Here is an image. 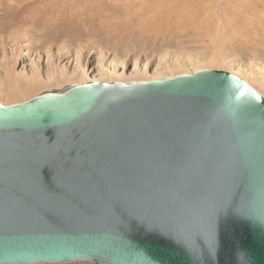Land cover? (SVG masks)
<instances>
[{"label": "water", "instance_id": "obj_1", "mask_svg": "<svg viewBox=\"0 0 264 264\" xmlns=\"http://www.w3.org/2000/svg\"><path fill=\"white\" fill-rule=\"evenodd\" d=\"M264 264V98L201 70L0 105V264Z\"/></svg>", "mask_w": 264, "mask_h": 264}, {"label": "rangeland", "instance_id": "obj_2", "mask_svg": "<svg viewBox=\"0 0 264 264\" xmlns=\"http://www.w3.org/2000/svg\"><path fill=\"white\" fill-rule=\"evenodd\" d=\"M17 1L6 0L9 4L32 0ZM48 1L33 0L32 9L26 8L25 16L40 8L38 28L27 23L0 33V105L21 104L74 84L158 81L197 70L234 72L264 98V0ZM54 5L62 11L53 10ZM83 18L87 23L82 26L77 21ZM8 72L16 77L37 75L44 84L10 96V84L5 82ZM57 73L63 78L54 82Z\"/></svg>", "mask_w": 264, "mask_h": 264}, {"label": "bare ground", "instance_id": "obj_3", "mask_svg": "<svg viewBox=\"0 0 264 264\" xmlns=\"http://www.w3.org/2000/svg\"><path fill=\"white\" fill-rule=\"evenodd\" d=\"M15 1V0H14ZM19 1V0H18ZM17 1V2H18ZM28 1V0H27ZM33 1V0H32ZM30 2V3H16V4H13L12 2V4H9V3H7L6 2V0H0V33H4L8 28H10V27H18V25H23V24H27V23H29V25H30V23H33V25H36V23H37V21H38V19L39 18H41L42 16L40 15V11H39V9L40 8H38L37 6V10H36V13L34 12V15H33V13H32V16L30 15V16H25V13H26V8H28L29 10L30 9H32V8H30L29 6L30 5H33L34 4V2ZM48 1V0H47ZM56 1V0H55ZM191 1H194V2H198V1H200V0H191ZM203 1V0H202ZM212 1H214V0H212ZM216 1V0H215ZM214 1V2H215ZM223 1V0H222ZM226 1V0H225ZM49 2V1H48ZM234 2V1H233ZM237 2H238V0H237ZM244 2V1H243ZM199 3V2H198ZM227 3V2H226ZM239 3H240V1H239ZM264 3V2H263ZM52 4V3H51ZM62 4V3H61ZM71 4V3H70ZM194 4V3H193ZM213 4V3H212ZM215 4H216V2H215ZM230 4V3H229ZM228 4V5H229ZM48 5H50V4H48ZM48 5H46V7L48 6ZM58 5V4H57ZM57 5H54L53 7H52V9L54 8V9H58V11H62L59 7H57ZM45 6V5H44ZM52 6V5H51ZM217 6V5H216ZM216 6H215V9H216ZM46 7H42L41 8V11L42 10H44V9H46ZM50 7V6H49ZM57 7V8H56ZM212 7V6H211ZM220 7H222L221 5H220ZM219 7V8H220ZM246 7V6H245ZM255 7V6H254ZM253 7V8H254ZM73 8V7H72ZM207 8V7H206ZM208 8H210V7H208ZM244 8V7H243ZM248 8V7H247ZM252 8V7H251ZM53 9V10H54ZM63 9V8H62ZM65 9V8H64ZM71 9V8H70ZM192 9H194V8H192ZM214 9V10H215ZM236 9H238V7L236 8ZM35 10V9H34ZM34 10H32V11H34ZM82 10V9H81ZM205 10V9H204ZM242 10V9H241ZM249 10V9H248ZM37 11H39V12H37ZM45 11V10H44ZM43 11V12H44ZM48 11H49V9H48ZM57 11V12H58ZM193 11V10H192ZM207 11V10H206ZM205 11V12H206ZM233 11V10H232ZM232 11H231V13L230 14H232ZM246 11H247V9H246ZM55 12V11H54ZM80 12V11H79ZM204 12V11H203ZM213 12V11H212ZM214 12H216V11H214ZM235 12H236V10H235ZM239 11H237V13H238ZM249 12H250V10H249ZM30 13V12H29ZM64 13V12H63ZM94 13V12H93ZM209 13H210V11H209ZM251 13V12H250ZM59 14V13H58ZM233 14H235V16H236V13H233ZM57 15V14H56ZM65 15V14H64ZM63 15V16H64ZM204 15H205V13H204ZM207 15V14H206ZM240 15V14H239ZM41 16V17H40ZM58 16V15H57ZM80 16V15H79ZM190 16H192V15H190ZM189 16V17H190ZM214 16H215V13H214ZM241 16V15H240ZM242 16H243V14H242ZM254 16V15H253ZM78 17V16H77ZM209 17V16H208ZM211 17H212V15H211ZM64 18V17H63ZM230 18V17H229ZM237 18V17H236ZM76 19V18H75ZM84 19V18H83ZM199 19V18H198ZM204 19V17L202 16V19L201 20H203ZM243 19V18H242ZM251 19V18H250ZM254 19V18H253ZM252 19V20H253ZM257 19V18H256ZM69 20V19H68ZM107 20V19H106ZM237 20H238V18H237ZM245 20V19H244ZM262 20H264V19H262ZM75 21V20H74ZM74 21H73V23H74ZM87 20H79V21H77V23L79 24V25H85L87 22H86ZM183 21V20H182ZM207 21V20H206ZM205 21V22H206ZM211 21H214V20H211ZM234 21V20H233ZM51 22H53V23H59V22H54L53 20H49V23H51ZM61 22V21H60ZM242 22V21H241ZM240 22V23H241ZM253 22V21H252ZM48 23V22H47ZM47 23H45V24H47ZM212 23V22H211ZM236 23V22H235ZM39 24H42V23H39ZM93 24V23H92ZM108 24V23H107ZM113 24V23H112ZM251 24V23H250ZM254 24V23H253ZM262 24V23H261ZM264 25V24H263ZM42 26H44V25H42ZM46 26V25H45ZM53 26H55V25H53ZM60 26V25H59ZM108 26V25H107ZM261 26V25H260ZM24 27V26H23ZM35 27V26H34ZM33 27V28H34ZM36 27H37V25H36ZM40 27V26H39ZM48 27H50V26H48ZM85 27V26H84ZM243 27H244V25H243ZM247 27V26H246ZM249 27V26H248ZM256 27V26H255ZM38 28V27H37ZM37 28H36V30H37ZM43 28V27H42ZM46 29H47V27H45ZM80 28V27H79ZM250 28V27H249ZM262 28V27H261ZM260 28V29H261ZM29 29V28H28ZM82 28H80V30H81ZM11 30V29H10ZM15 30V29H14ZM22 30V29H21ZM59 30V29H58ZM73 30V29H72ZM95 30V29H94ZM242 30V29H241ZM53 31V30H52ZM60 31V30H59ZM249 31H251V30H249ZM16 32V31H15ZM22 32V31H21ZM26 32V31H25ZM49 32V31H48ZM64 32V31H63ZM68 32V31H67ZM78 32H80V31H78ZM14 33V32H13ZM17 33V32H16ZM29 33H31L30 31H29ZM33 33V32H32ZM49 33H51V32H49ZM87 33V32H86ZM90 33V32H89ZM24 34V33H23ZM22 34V35H23ZM46 34V33H45ZM45 34H42L43 36L45 35ZM57 33H55V35H56ZM59 34H61V32H59ZM82 34V33H81ZM18 35H20V34H18ZM39 35V34H38ZM50 35V34H49ZM62 35H64V34H61V37H62ZM249 35V34H248ZM258 35V34H257ZM3 36V35H2ZM2 36H1V34H0V39L2 38ZM5 36V35H4ZM36 36V35H35ZM30 37V36H29ZM29 37H28V39H29ZM40 37V36H39ZM58 37V36H57ZM68 37V36H67ZM74 37V36H73ZM78 37H79V35H78ZM80 37H83V35L81 36L80 35ZM86 37V36H85ZM6 38H7V36H6ZM34 38V37H33ZM76 38H77V36H76ZM244 38V37H243ZM249 38V37H248ZM251 38H252V36H251ZM8 39V38H7ZM14 39V38H13ZM34 39H36V38H34ZM33 39V40H34ZM59 39H61V38H59ZM58 39V40H59ZM68 39H70V38H68ZM256 39V38H255ZM21 40V39H20ZM56 40V39H55ZM74 40V39H73ZM78 40V39H77ZM244 40H245V38H244ZM35 41V40H34ZM71 41H72V39H71ZM258 41V40H257ZM36 42V41H35ZM42 42V41H41ZM40 42V43H41ZM44 42V41H43ZM57 42V41H56ZM247 42V41H246ZM50 43V42H49ZM50 44H52V43H50ZM70 44V43H69ZM72 44H74V42L72 43ZM254 44V43H253ZM41 45H42V43H41ZM53 45V44H52ZM51 45V46H52ZM71 45V44H70ZM255 46V45H254ZM41 47H43V46H40V50H41ZM46 47V46H45ZM36 48V47H35ZM38 48V47H37ZM44 48V47H43ZM199 70H197L196 72H198ZM196 72H194V73H196ZM193 73V74H194ZM228 73H230V74H232V75H234V76H236L235 74H234V72H228ZM9 74V75H8ZM58 74V75H57ZM56 75H57V77H53L54 78V82H59V80H61V78H63V76H62V74H59V73H57ZM193 74H191V75H193ZM184 75H186V74H184ZM55 76V75H54ZM181 76V75H180ZM177 77V76H176ZM237 77V76H236ZM174 78V77H173ZM238 78H239V76H238ZM169 79H171V78H169ZM166 80V79H165ZM50 81V80H49ZM150 81H157V80H150ZM158 81H163V80H158ZM5 82H7V84H10V86H9V88L7 89L8 91H9V95L10 96H16L20 91H22V90H24V91H29V90H32V89H34V88H37V87H40V86H42V84H44V82H42L41 80H39V77L36 75V76H33L32 78H26V77H22V76H19V77H16L15 75H13V73H11V72H8L7 74H6V81ZM145 82V81H144ZM146 82H149V81H146ZM247 82V81H246ZM46 84V83H45ZM5 86V85H4ZM4 86H3V88H4ZM7 88V87H6Z\"/></svg>", "mask_w": 264, "mask_h": 264}]
</instances>
